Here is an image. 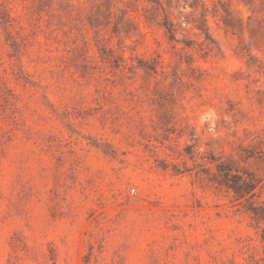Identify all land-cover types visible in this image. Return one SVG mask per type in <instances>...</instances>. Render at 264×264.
I'll return each instance as SVG.
<instances>
[{"label":"rangeland","instance_id":"1","mask_svg":"<svg viewBox=\"0 0 264 264\" xmlns=\"http://www.w3.org/2000/svg\"><path fill=\"white\" fill-rule=\"evenodd\" d=\"M254 208L264 0H0V264H264Z\"/></svg>","mask_w":264,"mask_h":264},{"label":"trees","instance_id":"2","mask_svg":"<svg viewBox=\"0 0 264 264\" xmlns=\"http://www.w3.org/2000/svg\"><path fill=\"white\" fill-rule=\"evenodd\" d=\"M159 2V1H158ZM164 26L167 29V32L170 34V38H175V25L174 23L166 17L164 21ZM217 168L219 171V177L217 181L221 186H226L228 189H233L236 197L241 199L242 197L247 198V195L251 193L255 188L254 179L251 177H246L239 172L234 173L237 169L231 164L220 161L217 164ZM256 217L260 219H264V213L261 212L260 209H253Z\"/></svg>","mask_w":264,"mask_h":264},{"label":"built area","instance_id":"3","mask_svg":"<svg viewBox=\"0 0 264 264\" xmlns=\"http://www.w3.org/2000/svg\"><path fill=\"white\" fill-rule=\"evenodd\" d=\"M131 190H132V191H135V188H132Z\"/></svg>","mask_w":264,"mask_h":264}]
</instances>
